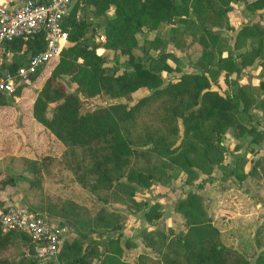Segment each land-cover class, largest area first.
<instances>
[{
    "label": "trees",
    "instance_id": "16d2710c",
    "mask_svg": "<svg viewBox=\"0 0 264 264\" xmlns=\"http://www.w3.org/2000/svg\"><path fill=\"white\" fill-rule=\"evenodd\" d=\"M88 1L99 14L114 5L116 17H106L104 20L105 41L89 45L78 41L88 31L90 22L85 17L79 20L75 18L76 6L65 16L64 26L72 44L63 49L58 59L50 60L53 61L50 73L33 98L31 109H28L37 123L36 130L46 134V145L36 143L33 147H26L33 154L32 159L64 153L68 148L79 149L80 156L71 165L80 183L89 184L87 187L102 202H106L108 196L104 197L101 192L112 191V195L121 199L118 194L120 186L132 197L131 203L138 205L133 197L136 187L149 188L155 182L164 184L167 180L177 178L183 170L192 175L188 181L198 175L197 170L208 175L197 186L199 188L212 180L213 169L226 159L227 149L221 141L229 129L236 137L249 134L256 142L262 138L261 132L244 121L243 111H247L250 105L264 111V81L260 82L256 101L248 85H239L235 80H230L227 83L236 85V89L225 92L218 85L214 89L212 84L221 71L226 74L238 73L239 65H251L256 59L264 76V28L260 22L244 24L236 34L239 41L234 48L241 64L234 59L231 51L225 53V46L222 45L224 40L218 39L222 33L220 29L229 28L227 12L232 9L230 2L238 0H203L205 5L201 4V0ZM244 1L250 10L264 9V0ZM206 4L212 6L209 11L206 10ZM165 26H169V39L161 34ZM212 27L218 28L213 30ZM143 28L156 33L153 42L146 33L144 44L138 43L137 36L141 35ZM172 32L179 34L175 38L177 46L186 41L202 45L201 57L206 67L194 65V71L181 72L163 84L161 72L174 71L167 62L171 52H160L157 56L149 54L148 63L134 57L132 50L140 46L149 52L151 44L160 40L169 42ZM44 46V32L18 40L13 44L17 60L15 65L24 62L29 55L42 51ZM99 47L104 50L117 49L126 55L128 60L124 64L130 66L132 71L107 74L105 56L96 53ZM101 48L98 53H102ZM65 76L76 84L74 91L68 90ZM140 88L150 93L130 106L113 102L97 104L81 112L86 99L97 97L102 92L109 96L118 93L130 100L131 94ZM18 89L19 86L11 97L18 94ZM11 97H2L0 104L8 102ZM158 100L161 101V111L155 119L162 125L164 135L146 132L145 146L132 144L124 134V125L136 124L144 108ZM178 119L184 136L181 145L173 146L179 134ZM39 131L37 135L40 139L44 134L39 135ZM74 151L71 150L72 153ZM169 170L171 172H167ZM202 202L199 194L189 191L186 197L177 198L175 210L186 218L189 226L202 223V230H197L213 233L215 237L193 242L183 234L171 240V245L180 250L182 255L171 258L167 264H248V259L242 253L221 242L219 228L209 216L206 217ZM145 217L148 222L156 218L148 212ZM116 230H120L119 225L107 231L111 233ZM119 234L110 236L106 242L107 249L110 245H116L117 251L110 253L106 249L100 264H133L116 254L127 248L126 243L124 247L119 243ZM12 241L27 243L28 259L24 257L12 262L0 260V264H38L29 256L33 245L26 234L16 230L4 231L0 226V252ZM97 244L93 242L83 248L78 240L67 238L62 244L58 260L45 264H92ZM148 260L153 261L148 256L140 257L135 264H151ZM258 260L257 264L260 262Z\"/></svg>",
    "mask_w": 264,
    "mask_h": 264
},
{
    "label": "rangeland",
    "instance_id": "374dc122",
    "mask_svg": "<svg viewBox=\"0 0 264 264\" xmlns=\"http://www.w3.org/2000/svg\"><path fill=\"white\" fill-rule=\"evenodd\" d=\"M202 1L201 4L205 5ZM206 6L208 11L212 7L207 4ZM232 10V22L229 23V28L225 29L218 39L224 40L222 45L225 46V53L231 51L234 59L241 64L236 56L237 50L234 48L239 41L236 38L238 28H241L243 23L253 24L259 20L260 25L264 28V9L253 11L246 8L245 5L243 7L242 2H240ZM81 17H85L90 22V25L88 26V31L78 42H86L89 45H93L98 42V34L104 33L105 18L116 17L115 6L111 5L103 14L94 11L93 6L90 10L82 8ZM167 28L168 26H165L161 34L169 39L171 35L168 34ZM155 34L154 31L150 33L151 37L149 40L151 42L155 40ZM178 36V32H172V39L168 40L169 42L160 40L156 44H151L149 52H145L140 46L132 50L134 57L141 58L148 63L149 54L157 56L160 52L172 50L167 62L174 68V71L161 72L163 84L174 79L181 72L194 71V65L200 68L205 66L201 57L202 45L196 42L189 44L186 41L180 44L181 46H177L175 38H178ZM137 40L144 44L142 38L139 37ZM100 48L96 49V53ZM64 53H66V50ZM102 56L106 58L104 68L107 74L114 75L115 72L118 73L123 70L132 71L130 66L124 64L127 62L128 57L122 55L119 50H102ZM52 62L49 61L38 71L30 85H20L16 96L11 97L8 102L0 104V109L12 112V114L4 116L3 125H0V134L1 136L3 134L0 137V211L9 204L18 203L37 213L66 221L71 230H73L72 239L78 240L83 248L88 247L93 242H98L95 248L96 256L92 264H100L102 255L107 249L106 242L109 237L119 233V243L123 247L126 243L127 248L124 247L122 252L119 251L116 254L119 258H126L128 262L133 264L137 263L140 257L148 256L152 258L153 261L148 260L151 264H167L171 258L175 256L181 257L182 252L171 245V240L181 237L183 234L193 242L215 237L213 233L208 234L197 230V228L202 230V223H195L194 227L189 226L186 223V218L176 212L175 207L179 196L186 197L189 191H194L202 197V207L207 214L206 217L209 216L212 223L217 224L219 216L221 217L219 212L220 203L217 201L219 200L218 193L212 202L210 201V194L213 192L212 190L210 192L208 190L205 191V188L209 189L212 187L214 191L219 190L221 182L218 180L219 177L217 175L223 170V164L215 166L212 171L213 175H211L213 177L212 180L207 184L205 183L201 188L197 186L208 175H204L200 170H197L198 175L190 179V181H188V177H192V175L183 170L177 178L167 180L164 184L155 182L149 188L136 187L133 191V197L138 201V205H133L131 203L132 197L128 194V191L120 186L118 194L121 199H117L112 195V191H109V193L101 192L104 197L108 196L106 202H102L98 198L99 196L97 197L87 187L89 184L83 185V183L79 182L75 169L71 165L75 164L76 157L79 158V149L68 148L67 152L64 153L51 154L37 160L32 159L31 156L33 154L31 155V152H28L26 147H33L36 143L46 145V134L37 129L39 135L44 134L39 139L36 128L26 122V114L27 110L31 109L33 98L43 85L44 79L49 75ZM256 63H259V61L257 60ZM239 69L238 73L226 74L221 71L219 76L214 79L216 81L212 82L213 88H218V85L225 92L235 91L236 85L228 84V79L242 82L246 76L251 84H255L256 80H258L256 78H260L262 72V69L247 68L242 65H239ZM65 80L68 90L74 91L76 84L69 81L67 76H65ZM248 86L257 95L260 87ZM149 93V90L140 88L131 94L130 100H127L118 93L109 96L102 92L97 97L86 99L81 112L90 110L97 104L106 105L113 102H123L130 106ZM160 105V100L149 104L144 108L136 124L127 123L124 125V134L132 144L145 146L143 144L148 134L146 132L155 133L158 136L164 135L162 125L155 119L156 114L161 111ZM254 111L251 113L253 118L259 124L264 125V111L259 109ZM15 112L18 113L17 118L13 114ZM177 122L179 134L173 146L181 145L184 136L180 120L178 119ZM22 127H25L24 130ZM263 141L262 137L257 142L261 143ZM71 150H75L74 153ZM79 172L81 174V171ZM167 172H171V170ZM262 188L264 189V187ZM204 192L206 195H204ZM260 195L264 197V191ZM147 212L154 214L156 218L148 222L145 217ZM215 215L217 218L214 217ZM116 225L120 226V230L108 233L107 230ZM188 228L189 231L187 230ZM260 231H262V234L259 235L261 242H258V245H262V247H260V252L255 257L254 264H257L258 257V262L260 261L258 264H264V227H260L257 233H261ZM97 232L100 234H97ZM85 235L88 237L84 238ZM27 248L26 242L12 241L0 252V260L18 261L27 256ZM107 250L112 253L117 251V246L110 245ZM98 255L101 256L98 257ZM24 259H28V257Z\"/></svg>",
    "mask_w": 264,
    "mask_h": 264
},
{
    "label": "built area",
    "instance_id": "2783aa9c",
    "mask_svg": "<svg viewBox=\"0 0 264 264\" xmlns=\"http://www.w3.org/2000/svg\"><path fill=\"white\" fill-rule=\"evenodd\" d=\"M74 6L75 18L79 20L82 8L90 10L92 4L88 0H22L17 5L0 6V100L11 97L18 86L30 85L46 63L58 59L63 49L72 44L64 19ZM42 32L45 33L44 49L15 65L13 44ZM97 41H105L104 33L98 34ZM0 226L4 231L25 233L33 245L29 256L38 264L57 261L64 240L73 234L66 221L18 203L9 204L0 211Z\"/></svg>",
    "mask_w": 264,
    "mask_h": 264
},
{
    "label": "crops",
    "instance_id": "0c3cea01",
    "mask_svg": "<svg viewBox=\"0 0 264 264\" xmlns=\"http://www.w3.org/2000/svg\"><path fill=\"white\" fill-rule=\"evenodd\" d=\"M246 1L251 2L253 0ZM21 2L22 0H0V6H12L20 4ZM240 2H242L244 7V0L230 2L232 9H235ZM232 9L227 12L229 23H231L233 19L231 18ZM258 10L260 9L253 11ZM258 22H260V20ZM244 24L246 23L241 24V26ZM217 28L218 27H212L213 30ZM164 29L165 27L162 31H164ZM225 29L227 28L223 27L220 30L223 32ZM238 29H240V27ZM151 32L153 31H146V28H143L141 35L137 36V39L140 37L143 41V37L146 33H148L147 37L150 38ZM138 43L141 44V42ZM102 50H104V48ZM169 51L172 52V50ZM256 62L257 59L253 64L247 65L246 67H253L261 70V65ZM256 79L258 80H256L255 84H251L246 76L242 82L235 81L239 85L257 87L260 85L261 81H264L262 72L260 78L258 77ZM228 81H230V79H228ZM253 96L254 101H256L259 97V91L257 95L253 93ZM255 109L257 108L250 105L247 111H243L244 121L249 122L257 131L261 132L264 140V125L259 124L251 114L255 112ZM6 114H12V112L6 109H0V125H3L2 122H4V116ZM13 114L17 118L18 113L15 112ZM26 115V122L30 126L37 128V123L30 110H28ZM22 128L24 130L25 127ZM2 136L0 134V137ZM259 143L254 141L253 137L249 134L236 137L233 131L229 129L223 135L221 141V144L227 149V155L222 163L223 170L217 175L219 177L218 180L221 182L219 190L214 191L212 187L209 189L205 188V191L208 190L210 192L212 190L213 193L210 194V201L212 202L215 200V196L218 193L220 201H217L220 203L219 212L221 217L219 216V222L214 225L219 228L221 242L227 247L236 249L242 253L248 259L249 264H252V261L254 264L255 257L260 252V247H262V245H258V242H261V239L259 240V235L262 234V231H260L261 233L257 232H259L260 227H264V197L260 195L261 192L264 191L262 188L264 187V141ZM204 195H206L205 192ZM214 217L217 218L216 215Z\"/></svg>",
    "mask_w": 264,
    "mask_h": 264
}]
</instances>
